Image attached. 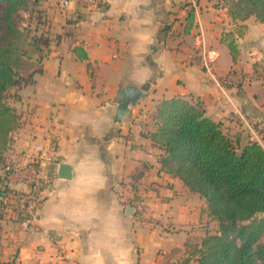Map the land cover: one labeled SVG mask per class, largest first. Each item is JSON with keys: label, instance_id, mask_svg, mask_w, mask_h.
<instances>
[{"label": "crops", "instance_id": "crops-1", "mask_svg": "<svg viewBox=\"0 0 264 264\" xmlns=\"http://www.w3.org/2000/svg\"><path fill=\"white\" fill-rule=\"evenodd\" d=\"M197 3L194 10L190 0H104L101 8L73 4L61 11L40 0L52 42L36 67L20 71L25 82L11 89L35 106L30 123L14 132L11 159L13 167L21 166L36 155L34 144L52 133L61 163L72 172L62 178L58 166L30 227L13 218L0 196L2 261L196 264L190 246L211 233L204 232L205 221L217 220L199 194V204L169 211L179 196L197 193L161 170L160 150L143 126L153 129L151 115L160 100L193 98L241 147L250 140L234 105L192 58L201 36L217 56L219 77L232 69L242 74L226 94L250 119L264 120V23L251 17L238 36L224 0ZM74 28L77 36L64 35ZM230 32L237 38L236 60L224 40ZM126 85L145 88L147 96L123 111L119 100ZM7 186L26 188L15 174ZM172 232L180 239L167 240Z\"/></svg>", "mask_w": 264, "mask_h": 264}, {"label": "trees", "instance_id": "trees-1", "mask_svg": "<svg viewBox=\"0 0 264 264\" xmlns=\"http://www.w3.org/2000/svg\"><path fill=\"white\" fill-rule=\"evenodd\" d=\"M224 2L238 24V36L244 33L242 22L247 19L255 17L264 23V0ZM28 4L29 0H0L1 197L13 172L7 162L9 144L20 128V115L8 93L25 82L20 71L36 67L50 51V42L31 36L18 19V13ZM64 35L75 37L78 32L74 28ZM236 39L234 32L224 38L234 60L239 54ZM151 120L149 137L160 150L161 170L204 198L205 211L219 223L217 232L190 246L196 264H264V147L252 140L241 147L220 122L206 115L199 99L160 100ZM0 264L15 262L0 259Z\"/></svg>", "mask_w": 264, "mask_h": 264}, {"label": "built area", "instance_id": "built-area-1", "mask_svg": "<svg viewBox=\"0 0 264 264\" xmlns=\"http://www.w3.org/2000/svg\"><path fill=\"white\" fill-rule=\"evenodd\" d=\"M190 2L194 10H196L198 6L197 0H190ZM73 4H81L87 8H101L104 5V0H60L59 9L68 11L72 9ZM72 13L76 14V12ZM199 46V50L192 55V58L199 61L208 76L218 84L229 102L234 105L235 114L248 134L249 139L260 143L264 147V120L250 119L226 94L228 87L239 86L242 81V74L232 69L227 75L219 77L216 72L217 56L208 47L203 36H201ZM143 131L148 135L151 132L146 125L143 126ZM12 139H16L14 133L12 134ZM34 151L35 156H32L21 166L13 167L12 174H15L18 181L23 183L26 188L17 189L7 186L6 192L2 197L4 205L13 218L24 227H30L35 224L42 202V194L51 183L53 177L57 175V168L62 162L60 145L54 139L52 133L37 141L34 144Z\"/></svg>", "mask_w": 264, "mask_h": 264}, {"label": "rangeland", "instance_id": "rangeland-1", "mask_svg": "<svg viewBox=\"0 0 264 264\" xmlns=\"http://www.w3.org/2000/svg\"><path fill=\"white\" fill-rule=\"evenodd\" d=\"M60 0H51V2L55 3V6L58 8ZM40 5V0H29V4L27 7H25L23 10H21L18 13V19L22 24V27L29 31L30 35L36 38H42L47 39L50 43L52 42V38L50 37L52 35L51 31L48 30V19L44 15V11L41 9H38V6ZM200 47V46H199ZM46 50V48H44ZM9 100L11 104L16 108L18 114L20 115V128L25 127L30 121L32 120V117L34 115L35 106L30 105L26 99L16 98V95L14 96L13 91H9L8 93ZM17 104V105H14ZM244 132H246L243 129ZM14 140L12 139L11 144L9 145V150L7 153V162L8 164L13 168V161L11 159V150L13 149ZM201 202V197L196 194L195 196L187 197L186 194H183L179 196L178 200H176L172 207H168L169 211L174 212L175 210H178L182 208L184 205H191V204H199ZM206 229L204 232L208 233H214L219 230V223L218 221L212 222V221H205ZM200 231V230H199ZM171 235H167V240L171 239H180V233L178 232H172ZM198 236V235H197ZM201 235L199 234L198 237Z\"/></svg>", "mask_w": 264, "mask_h": 264}, {"label": "water", "instance_id": "water-1", "mask_svg": "<svg viewBox=\"0 0 264 264\" xmlns=\"http://www.w3.org/2000/svg\"><path fill=\"white\" fill-rule=\"evenodd\" d=\"M147 96L145 88H140L134 85H126L121 90V97L119 100V108L123 111L129 110L141 98ZM72 166L66 163H61L59 166L58 174L62 178L69 179L71 177ZM135 208L129 206L127 213L133 214Z\"/></svg>", "mask_w": 264, "mask_h": 264}]
</instances>
